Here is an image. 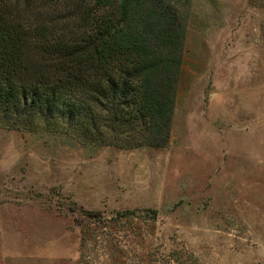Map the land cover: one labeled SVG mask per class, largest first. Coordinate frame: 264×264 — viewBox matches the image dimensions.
Instances as JSON below:
<instances>
[{
    "label": "rangeland",
    "instance_id": "obj_1",
    "mask_svg": "<svg viewBox=\"0 0 264 264\" xmlns=\"http://www.w3.org/2000/svg\"><path fill=\"white\" fill-rule=\"evenodd\" d=\"M178 4L167 146L0 124V264H264V0ZM83 209L138 211L113 225Z\"/></svg>",
    "mask_w": 264,
    "mask_h": 264
},
{
    "label": "trees",
    "instance_id": "obj_2",
    "mask_svg": "<svg viewBox=\"0 0 264 264\" xmlns=\"http://www.w3.org/2000/svg\"><path fill=\"white\" fill-rule=\"evenodd\" d=\"M178 3L0 0V124L99 145L167 146L188 34ZM137 211L81 214L115 225Z\"/></svg>",
    "mask_w": 264,
    "mask_h": 264
}]
</instances>
